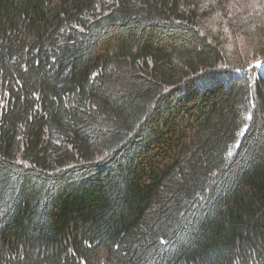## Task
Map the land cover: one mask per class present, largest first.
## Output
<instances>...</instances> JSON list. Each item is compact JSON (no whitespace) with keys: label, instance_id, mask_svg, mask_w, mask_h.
Masks as SVG:
<instances>
[{"label":"trees","instance_id":"16d2710c","mask_svg":"<svg viewBox=\"0 0 264 264\" xmlns=\"http://www.w3.org/2000/svg\"><path fill=\"white\" fill-rule=\"evenodd\" d=\"M252 2L0 0V264H264Z\"/></svg>","mask_w":264,"mask_h":264},{"label":"rangeland","instance_id":"374dc122","mask_svg":"<svg viewBox=\"0 0 264 264\" xmlns=\"http://www.w3.org/2000/svg\"><path fill=\"white\" fill-rule=\"evenodd\" d=\"M255 2H256V0H254V2H252V3H255ZM251 6H253V5H251V4L249 6L245 5V7L243 9V12H246V11L250 12V7Z\"/></svg>","mask_w":264,"mask_h":264}]
</instances>
